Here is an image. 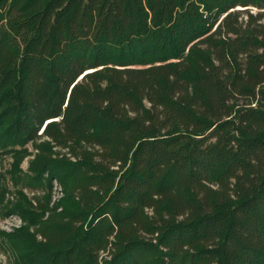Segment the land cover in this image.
I'll use <instances>...</instances> for the list:
<instances>
[{"label":"trees","instance_id":"1","mask_svg":"<svg viewBox=\"0 0 264 264\" xmlns=\"http://www.w3.org/2000/svg\"><path fill=\"white\" fill-rule=\"evenodd\" d=\"M0 148L19 264H264V0H0Z\"/></svg>","mask_w":264,"mask_h":264},{"label":"rangeland","instance_id":"2","mask_svg":"<svg viewBox=\"0 0 264 264\" xmlns=\"http://www.w3.org/2000/svg\"><path fill=\"white\" fill-rule=\"evenodd\" d=\"M29 151H31V147L28 145ZM31 157L25 158L21 164L20 168L26 172L28 167V162ZM13 159L11 157V153L6 152L0 148V184L3 188L7 190L6 199L13 200L15 188L13 187L9 175V171L11 169V164ZM42 188H36V190L32 191L29 188H25L24 192L29 196L35 192H39ZM61 196L59 190L57 188V184L53 182V187L51 189V204ZM22 225V221L16 215H5L0 217V264H19L16 260L14 253L9 249L7 245H4L2 240L1 232L10 233L13 229L19 228Z\"/></svg>","mask_w":264,"mask_h":264},{"label":"built area","instance_id":"3","mask_svg":"<svg viewBox=\"0 0 264 264\" xmlns=\"http://www.w3.org/2000/svg\"><path fill=\"white\" fill-rule=\"evenodd\" d=\"M58 188V187H57ZM59 190V189H58Z\"/></svg>","mask_w":264,"mask_h":264}]
</instances>
